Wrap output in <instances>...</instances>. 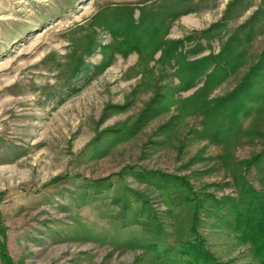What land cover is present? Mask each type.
<instances>
[{
  "label": "rangeland",
  "instance_id": "rangeland-1",
  "mask_svg": "<svg viewBox=\"0 0 264 264\" xmlns=\"http://www.w3.org/2000/svg\"><path fill=\"white\" fill-rule=\"evenodd\" d=\"M263 149L264 0H0V264H179L193 230L255 264L217 201Z\"/></svg>",
  "mask_w": 264,
  "mask_h": 264
},
{
  "label": "trees",
  "instance_id": "trees-1",
  "mask_svg": "<svg viewBox=\"0 0 264 264\" xmlns=\"http://www.w3.org/2000/svg\"><path fill=\"white\" fill-rule=\"evenodd\" d=\"M245 79L244 82L246 83L240 84L232 96L222 97L215 101L209 106L208 112H214L213 114L217 116L225 114L228 110H236L237 112L238 109L245 108L247 97L256 93L254 87L252 88V84L249 83V79L247 77ZM238 93L243 95L242 99H238ZM219 130L224 132L229 128L222 123H218L215 131L209 134L215 138L221 137ZM258 159L264 160V149L249 161H246V164ZM236 184L239 189L237 198L226 196L217 202L225 205L226 214L224 217H228L227 215L232 217L233 221L230 226L233 228L235 237L239 242L248 245L255 264H264V190L258 191L246 181L238 180ZM196 206H198V203H196ZM193 231L195 234L194 240H187L181 244L179 253L183 256V259L179 264H234L232 261L218 260L209 251L202 236L196 230Z\"/></svg>",
  "mask_w": 264,
  "mask_h": 264
}]
</instances>
